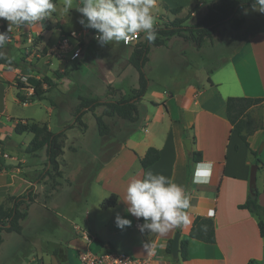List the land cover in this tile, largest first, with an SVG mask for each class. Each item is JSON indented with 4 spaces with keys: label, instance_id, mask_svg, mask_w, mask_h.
I'll use <instances>...</instances> for the list:
<instances>
[{
    "label": "crops",
    "instance_id": "1",
    "mask_svg": "<svg viewBox=\"0 0 264 264\" xmlns=\"http://www.w3.org/2000/svg\"><path fill=\"white\" fill-rule=\"evenodd\" d=\"M174 5L181 7L183 12H188L191 7L196 6V11L191 14L193 16L203 3L202 0H176ZM157 6H164L165 9L161 11L162 13L156 14L154 26H163L162 21L174 19V13L171 17L165 15V20L162 18L166 12H172L173 7L168 0H156ZM249 7L252 6L243 9L242 16L245 18V23L239 29H233L230 22H227L213 31L212 37L223 41L222 51L226 48L225 56L218 66L206 69V75L197 73L199 82L185 83L179 79L178 75H174L173 89L168 91L150 89L148 84L146 95L137 102L139 115L134 122L103 116L111 132L107 136H100L101 143L113 138V145L100 146L101 150L105 151L103 162L86 182L83 174L78 173L76 177H71L62 169L63 177L58 180L60 185L50 194V201L53 200L54 207L47 206L39 200L40 195L46 194L47 185L44 182L46 178L39 180L32 176L38 171L31 169L28 157L31 155L36 159L39 153H27L26 147L33 134L29 132L18 134L14 131L18 119L23 122L26 120L46 122L54 131L50 123V116L54 110L52 107L49 108V115L42 120L31 116H16L18 103L28 98L26 104L28 105L32 101L29 96L34 92V86L44 77L52 80L51 85L43 84L44 89L47 90L46 98L53 87L59 88L64 82L73 84V81L69 79L71 72L63 63L66 61H75L77 69L89 71L90 81L86 80L82 86L94 80L92 83L101 85L107 90L111 86L128 95L138 84L127 92L121 87L112 86L121 72L118 71L115 74L108 62L100 56V48L107 47V44L101 46L97 41L87 43L82 56L77 59L68 57L56 59L45 56L41 60L45 61L47 57L52 58V60L48 59L49 67L46 71L21 64L9 69L0 65V140L4 141L0 144V150L12 155L5 159L0 158L7 165L0 169V203L4 202L8 196L22 195L29 188H32V193L36 195L35 202L29 205L27 202L24 207L28 208L27 216L22 221L21 236L25 237L29 244L28 250L25 251L27 256L24 264H80L79 251L89 249L99 253L104 251L108 244L134 255L151 257L154 264H175L176 259L172 251H168L167 243L173 239L175 232L182 225L187 230L183 231L184 235L181 239L187 238L192 218L196 220L198 217L213 219L216 241L209 243L189 238V257L182 260L179 253L180 264H248L252 260L256 264H264V237L259 231L258 218L248 209L240 207L250 193V171L255 163L253 152H258L260 144L264 141V101L251 110L252 117L262 126L248 136L247 142L233 130L226 115V101L230 96L264 97V13L254 10V13L247 15L246 9ZM53 15V21L44 19L41 22L20 27L15 41L12 42L21 49L22 58L21 44L26 36L41 34L42 39L38 45L50 51L59 39L60 31L74 30L73 28L65 29V21L59 20L55 13ZM54 24L56 27L53 26ZM52 27L54 30L57 29L58 38L48 48V45H44V36L47 29ZM144 38L146 35L141 32L140 40L143 41ZM172 38H175L174 43ZM171 43L176 44L177 48L171 47ZM135 44L136 42L129 47L128 58ZM153 48L155 52L162 53L163 58L164 55L167 57L164 60L171 62L170 57L177 56L184 61L187 48L193 51L197 47L179 36H174L165 45L152 46L149 54L153 53ZM5 50V48L2 49L6 53ZM54 60H57V63ZM44 61L41 64L42 68ZM185 63L183 62L182 65ZM169 65L172 67V64ZM56 71L63 76L58 77ZM20 74H25L27 80L23 81L25 87L19 90L16 81ZM87 89L90 91L88 86ZM72 91L71 87L66 89L67 94ZM18 93L22 96L25 94L27 97L23 96L21 99ZM64 94L61 91V95ZM118 97L119 94H109L106 99ZM99 109H102L101 112L98 111ZM103 111L104 106L101 105L95 109L94 113L85 112L82 116V121L86 124L84 128L78 124L68 129H65L66 126L63 128L65 134L64 154L60 158L61 168L64 162L69 166V163L64 160L66 150L73 147L77 152L82 146L74 142L70 143L68 133L77 130L80 135H85L89 124L84 121V116L88 113H93L94 116L102 115ZM71 116H75L74 112H71ZM74 121L72 120L68 125ZM3 138L9 139L10 146H5L6 141ZM185 138H191L192 150H198L202 154V160L192 164L189 181L188 161L192 151L187 150ZM150 147L157 148L160 157L149 167L143 168L140 158ZM260 154L262 163L258 164L257 191L259 192L258 201L264 206V146ZM18 161L22 162V166L16 168L14 164ZM208 162L213 165L210 176L205 166ZM149 169L182 185L190 200V207L186 210L190 215L188 221L163 235L147 230L141 232L139 226L144 223L143 218H136L128 213L127 204L123 201L130 179L142 177ZM261 171L263 173L260 175ZM199 180H207V183L197 182ZM82 181L85 182V186L80 187L78 183ZM111 194L118 195L116 205L102 208V201ZM55 196L60 198L61 203L53 199ZM12 204L13 202L9 203V205ZM63 212L66 215H63ZM56 214L63 215L65 219L68 217L67 220L71 223L73 231L63 220L57 218ZM117 215L131 220V226L124 229L118 228L115 223ZM46 229L53 232V235L38 233ZM83 230L90 232L95 240L86 241L82 235ZM13 240L16 239L13 238ZM5 241L4 238L0 251ZM11 254H14L13 250L3 258Z\"/></svg>",
    "mask_w": 264,
    "mask_h": 264
},
{
    "label": "trees",
    "instance_id": "2",
    "mask_svg": "<svg viewBox=\"0 0 264 264\" xmlns=\"http://www.w3.org/2000/svg\"><path fill=\"white\" fill-rule=\"evenodd\" d=\"M58 0H54L56 4ZM253 0H213L208 4L206 11L200 17V19L193 24H186L185 22L189 16L196 10L193 7L190 10V15L187 17H175L173 20H168L163 26H154L157 38L154 42H148L147 39L140 41L133 45V50L129 56V62L137 69L138 86L131 89L129 95H125L119 89L108 87V94H119L118 98L105 99L100 98H88L81 97V101L76 108L75 121L65 127V129L71 128L78 124L80 127H86V124L82 121V116L85 112L91 111L94 113L98 106H104L102 115H96V122L98 126V132L100 136H107L111 132L110 126L105 122L103 116L117 117L127 121L134 122L138 119L139 110L137 102L142 99L147 92L149 78L144 70L147 61L149 60V52L152 46L165 45L167 41L173 36H179L186 41L193 42L198 48L202 46L206 38L212 37L213 31L220 25L230 22L233 29H239L245 23V18L242 16L243 9L252 6ZM173 13H178L181 7L171 9ZM94 30V29H92ZM1 32H5L1 30ZM42 36L36 37V44H39ZM0 54L3 57L0 59V64L8 65L9 67L17 66L20 64L14 60L11 56L0 49ZM24 60V57H23ZM58 77H62L63 74L56 71ZM48 83L51 85L52 80L49 77H44L37 85L34 86V92L29 98L34 101L36 99H45V93L43 84ZM18 89L25 87V84L20 79L16 81ZM18 97L23 99V96L18 93ZM28 99V98H27ZM264 101V97H247V96H230L226 101V115L233 126V130L238 133L243 141L247 142V138L257 128L262 126L260 123L252 117L251 110L253 107L260 105ZM65 129L60 131H52L46 122L29 121L23 122L18 119L14 126V131L18 134L29 132L33 134V137L26 147L27 153H37L41 150H45L47 155V167L41 174L40 178L49 176L53 183L52 189L49 191V195L52 191L56 190L60 185L57 178L63 176V171L60 167V158L64 153V134ZM2 141H0L1 143ZM255 156L258 152H253ZM160 157L159 150L155 147L148 148L146 154L140 158V162L143 168H147L155 163ZM202 160V154L198 150H192L188 161V181L191 179V167L192 164L200 162ZM256 164H261L260 157L254 160ZM7 167L0 159V169ZM259 192L252 193L250 191L248 198L244 203L240 205L241 208L248 209L254 213L258 218V227L262 237H264V206L258 201ZM36 195L32 193V188L27 189L22 195L8 196L6 200L0 203V245L3 242L2 232H13L17 234L23 233L22 221L27 216V208H22L23 203L28 205L35 202ZM118 201L117 194H111L104 199L101 203L102 208H109L116 205ZM13 202L12 205H9ZM189 238L199 239L205 242L214 243L215 229L214 221L211 217H198L196 218L194 225L192 226L189 236L180 240V258L186 260L188 255ZM173 239H170L167 243V249L172 251ZM107 248H113L112 244H108ZM248 264H256L255 261H250Z\"/></svg>",
    "mask_w": 264,
    "mask_h": 264
},
{
    "label": "rangeland",
    "instance_id": "3",
    "mask_svg": "<svg viewBox=\"0 0 264 264\" xmlns=\"http://www.w3.org/2000/svg\"><path fill=\"white\" fill-rule=\"evenodd\" d=\"M212 0H202L203 5L199 7L197 12L191 16L190 10L193 8L191 7L188 12H183L180 10L178 13H174L173 17H187L189 18L185 22L186 24H193L197 22L200 17L204 14L207 5L211 3ZM176 0H168V3L172 5L173 8H176L174 5ZM73 6L77 4V0H72ZM196 7V6H194ZM172 8V9H173ZM163 9H165L164 6H157L153 9V14L156 16L157 13L163 12ZM197 9V7H196ZM172 11V10H171ZM196 11V10H195ZM161 12V13H162ZM56 16L59 18V20L65 21L64 28H73L76 30H81L84 27L79 23V19L81 17V14L75 9H69L65 7V0H58L56 3V11L54 12ZM173 12H166V14L162 15L163 20H165V15H169L171 17ZM247 15H251L254 13L253 7H249L246 9ZM157 18V17H156ZM48 21H53L54 15L52 14L50 17L45 18ZM158 19V18H157ZM166 21H162V24H164ZM56 27V24L53 25ZM22 28V26H20ZM54 27L47 29V33L44 36V45H51V43L58 38L57 29H53ZM145 34V33H144ZM41 35V34H39ZM146 35V34H145ZM174 37V36H173ZM177 37V36H176ZM175 39V38H174ZM174 39L172 38V41L174 43ZM179 39V38H178ZM145 40V38H144ZM139 40L138 42H140ZM195 45L193 42L188 41ZM137 43V42H136ZM131 44H125L123 41L119 42H111L107 44V47H101L99 50L100 56H102L110 65L112 70L115 74L121 72L119 77H117L116 81L112 86H118L121 87L124 91H129V89L133 86H137L138 82V71L137 69L129 63V58L127 56L129 47ZM176 44L171 43V47L177 48ZM196 46V45H195ZM41 47V46H40ZM197 47V46H196ZM6 50V53L10 55L13 59L18 61L22 66H28L34 68L38 67V69L41 71H46L48 69V58L47 60H41L43 58L41 57H34V63H28L25 62L22 58V52L19 47L16 46L15 43L10 42L5 44L4 47ZM43 50L41 51L42 55H45L47 53L46 48L41 47ZM223 41L216 39L215 37L206 38L202 44L201 47L195 48L196 50H191L190 48H187V55L186 59L182 61V58L180 56H177L176 58L170 57L171 62L169 60H164V58H167L163 54L159 52H155L154 48L153 53L149 54V60L147 61L145 65V72L149 78V88L150 89H157L160 91H165L169 89H173V80L174 75H178L179 79L184 81L185 83L187 81L192 82H199V78L196 77L197 73L199 75H206V69H213L214 67L218 66L220 62H222L223 56H225L224 52H226V48L223 49ZM200 49V50H199ZM199 50V51H198ZM46 59V58H45ZM42 61H44L43 68L41 66ZM54 62L57 63V60H54ZM183 62H186L185 65H182ZM66 64V68L69 69L71 72L70 80L73 81V84L71 85L67 82H64L59 88L53 87V89L48 93L47 98L39 100L36 99L34 101L29 102L28 105H23L22 103H18V106L16 108L15 114L16 116H31L35 117L39 120H42L46 118L49 115V108H53V112L51 113V120L50 123L52 125V128L54 131H60L65 126L68 125L72 120H75V116H71V112L75 114L76 109L75 107L80 103L81 97H89V98H101L106 99L109 97L108 90L102 87L101 85H98L96 83L91 82L88 83L86 86H82L85 84L86 80L87 82L90 81L89 71L86 69H77L75 61H66L63 62ZM62 63V64H63ZM172 64V67L169 65ZM169 65V66H168ZM90 70V69H89ZM45 73V72H43ZM195 74V76H194ZM77 76V77H76ZM92 79V78H91ZM75 83V84H74ZM90 88V91L87 89ZM71 87L73 89L72 92L67 94L66 89ZM62 93H65L64 95H61ZM129 95V93H128ZM23 96H26L25 94ZM27 97V96H26ZM54 104V106L52 105ZM75 110V111H74ZM102 109H99L98 111L101 112ZM98 114V113H97ZM84 121L89 124V129L85 135H80L77 130H72L68 133V141L70 143H76L79 146H81V149L76 152V149L73 147H70L68 150H66V154L64 160L69 163V166L67 164L62 163V168L67 173L68 176L76 177L78 173L83 174L84 178L86 179L85 182L94 175L100 164L103 162L104 155L103 150H101L100 146H112L113 145V138L102 141L101 143V137L97 130V122L96 117L93 115V113H88L86 116H84ZM5 139V138H3ZM66 140V139H65ZM1 143H3V140ZM5 146H10L9 139H5ZM67 141V142H68ZM68 142V143H69ZM106 142V143H105ZM0 143V144H1ZM264 141L260 144L258 148V157H260V152L262 150ZM12 146V145H11ZM2 154V150H0ZM76 152V153H75ZM112 152V151H111ZM39 157L34 159V156H29V164L31 165V169L37 170L38 172H35L32 176L39 180H46L44 181L47 185L45 189L44 196L43 194L40 195V202L46 203L47 206L54 207L53 200L50 201V195L48 194L49 191H51V185L53 183L52 179L49 176H45L44 178H40L41 174L45 171V168L47 167V156L45 153V150H41L39 152ZM64 154V153H63ZM9 156H12L10 153ZM257 156L254 155V158L256 159ZM0 158L5 159L6 157L3 155H0ZM41 162V164H39ZM37 163V164H36ZM256 164V163H254ZM67 165V166H66ZM22 166V162L18 161L16 164H14V167L19 168ZM9 167V166H8ZM61 167V163H60ZM63 171V170H62ZM263 172H260V175ZM63 177V176H62ZM60 177L57 178V181ZM85 182L83 181L78 183L80 187L85 186ZM58 183H60L58 181ZM33 192V189H32ZM38 195V194H37ZM48 197V198H47ZM58 196H55L53 199L55 201H58V203H61L60 198H57ZM24 204V203H23ZM22 206V205H21ZM63 215H66L64 212ZM63 215H55L57 218L63 220L67 225H69L70 230L73 231V228L71 227V223L63 217ZM32 218V217H31ZM28 225V224H26ZM28 227V226H26ZM40 235H53V232H50V230L45 231H38ZM27 234V233H26ZM22 234H17L13 232H2V236L6 239L5 244L3 245L2 250L0 251V264H24L25 257L27 256L25 254V251L28 250L27 246H29L28 242L26 241L25 237L21 236ZM25 236V235H24ZM3 238V240H4ZM15 238L16 240H13ZM27 244V245H26ZM13 250L14 254H11V256L3 258L4 255H8L9 252Z\"/></svg>",
    "mask_w": 264,
    "mask_h": 264
},
{
    "label": "clouds",
    "instance_id": "4",
    "mask_svg": "<svg viewBox=\"0 0 264 264\" xmlns=\"http://www.w3.org/2000/svg\"><path fill=\"white\" fill-rule=\"evenodd\" d=\"M65 7L75 8L80 14L79 23L86 29L96 30L95 39L101 46L113 41L127 42L137 33L146 34L148 42L157 38L153 9L156 0H65ZM253 10L264 13V0H253ZM56 11L54 0H0V18L12 25L28 26L43 21ZM9 40L8 32H0V49ZM5 58L0 54V59ZM210 176L211 162L205 165ZM197 182L207 183V180ZM126 211L136 218H143L140 231L166 234L188 221L186 210L190 200L186 189L163 174L151 169L140 178L130 179L125 199ZM116 226L124 229L131 226V220L117 215Z\"/></svg>",
    "mask_w": 264,
    "mask_h": 264
},
{
    "label": "built area",
    "instance_id": "5",
    "mask_svg": "<svg viewBox=\"0 0 264 264\" xmlns=\"http://www.w3.org/2000/svg\"><path fill=\"white\" fill-rule=\"evenodd\" d=\"M10 22L7 20L0 18V32L4 30L8 32L9 40L7 42L15 41V37L17 36V32L20 31V26L12 25L11 30L9 31ZM96 30L83 28L81 30H70V31H60L59 39L53 45V48L50 51H47L45 55L41 54L43 50L38 44H36V36L28 35L25 37V40L22 42L23 49V57L24 61L28 63H34V57L44 58L45 56L55 57L56 59H77L82 56L83 50L86 47L87 43L97 41L95 39ZM141 39V32L137 33L135 36L130 37L125 44H131L139 41ZM21 41V40H20ZM98 42V41H97ZM5 66V68L9 69L8 65L0 64ZM3 71V70H2ZM10 71V70H5ZM4 72H2L3 74ZM21 81H26L27 76L25 74H20L17 76ZM24 105L28 103V99L22 102ZM0 155L8 157L9 155L0 152ZM187 216H190L188 212H186ZM195 219L192 218L190 224V230L194 225ZM83 238L86 241L95 240L94 236L88 232L82 231ZM80 264H154L153 259L151 257L138 256L131 254L129 252L117 249V248H106L102 252H94L92 250L86 249L79 251L78 254Z\"/></svg>",
    "mask_w": 264,
    "mask_h": 264
},
{
    "label": "water",
    "instance_id": "6",
    "mask_svg": "<svg viewBox=\"0 0 264 264\" xmlns=\"http://www.w3.org/2000/svg\"><path fill=\"white\" fill-rule=\"evenodd\" d=\"M185 146L188 151H192V139L191 138H185L184 140ZM264 146V143H263ZM262 146V147H263ZM257 172H258V164H253L251 166V171H250V181H249V187L250 191L252 193L257 192ZM26 206V203L22 204V207L24 208ZM187 230L186 227L183 225L180 226L177 231L174 234L173 237V246H172V254L174 258L176 259L175 264H180L179 261V249H180V240L181 236L184 235L183 231Z\"/></svg>",
    "mask_w": 264,
    "mask_h": 264
}]
</instances>
